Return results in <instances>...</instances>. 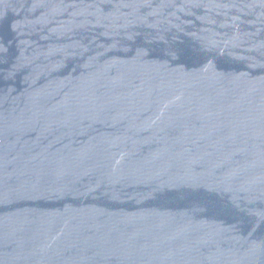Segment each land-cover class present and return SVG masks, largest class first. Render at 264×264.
<instances>
[{
    "label": "water",
    "instance_id": "1",
    "mask_svg": "<svg viewBox=\"0 0 264 264\" xmlns=\"http://www.w3.org/2000/svg\"><path fill=\"white\" fill-rule=\"evenodd\" d=\"M0 264H264V0H0Z\"/></svg>",
    "mask_w": 264,
    "mask_h": 264
}]
</instances>
